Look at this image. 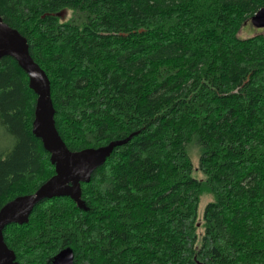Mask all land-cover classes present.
<instances>
[{
    "label": "trees",
    "instance_id": "trees-1",
    "mask_svg": "<svg viewBox=\"0 0 264 264\" xmlns=\"http://www.w3.org/2000/svg\"><path fill=\"white\" fill-rule=\"evenodd\" d=\"M262 8L0 0L50 80L67 147L127 140L82 184L83 205L47 199L5 229L19 264H52L67 249L72 264H264V36H238ZM36 103L27 73L3 58L0 126L15 144L0 154V210L56 175L33 133Z\"/></svg>",
    "mask_w": 264,
    "mask_h": 264
},
{
    "label": "water",
    "instance_id": "water-1",
    "mask_svg": "<svg viewBox=\"0 0 264 264\" xmlns=\"http://www.w3.org/2000/svg\"><path fill=\"white\" fill-rule=\"evenodd\" d=\"M65 15L66 11L56 14L60 18ZM251 24L257 29H264V8L253 16ZM5 57L13 58L29 77V86L37 95L33 133L50 153L51 162L56 168V175L35 194L18 197L0 210V264H19L14 251L5 242V229L13 224H27L36 206L47 199L69 197L83 205L82 184L90 183L93 174L104 166L114 149L126 144L127 140L98 149L71 151L56 127L51 83L47 74L32 58L27 39L7 25L0 16V61ZM64 260L52 264H72L73 258L72 261Z\"/></svg>",
    "mask_w": 264,
    "mask_h": 264
},
{
    "label": "rangeland",
    "instance_id": "rangeland-1",
    "mask_svg": "<svg viewBox=\"0 0 264 264\" xmlns=\"http://www.w3.org/2000/svg\"><path fill=\"white\" fill-rule=\"evenodd\" d=\"M71 15V14H70ZM68 12H66V16H70ZM64 18V17H63ZM258 35H262L264 36V29H257L255 28L252 24H251V21L247 22L243 27L242 29L240 30L238 36L241 37V38H249V37H255V36H258ZM15 144V140L14 138L8 134L1 126H0V154H2V152H6L8 151L9 149H11L13 147V145ZM192 154H193V162H194V165L195 167L197 168L198 166V158H197V155H198V152H197V149L193 148L192 149ZM192 176L195 178V179H198V180H203L205 179V175L203 172L199 171V170H195L192 174ZM209 196H204L202 198V202L200 204V208H199V218L200 220H202L203 218V214H204V209H205V205L206 203L209 201ZM66 258V260H70L72 261V258H73V254L71 252V250H67V251H64L60 256L56 257L53 261V263H57V262H61L62 260L65 261L64 259Z\"/></svg>",
    "mask_w": 264,
    "mask_h": 264
}]
</instances>
